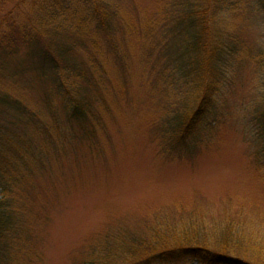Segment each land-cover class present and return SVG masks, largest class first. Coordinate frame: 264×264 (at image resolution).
Returning a JSON list of instances; mask_svg holds the SVG:
<instances>
[{"label": "rangeland", "instance_id": "obj_1", "mask_svg": "<svg viewBox=\"0 0 264 264\" xmlns=\"http://www.w3.org/2000/svg\"><path fill=\"white\" fill-rule=\"evenodd\" d=\"M111 3L110 34L92 28L78 38L64 26L73 60L88 73L91 58L102 62L99 93H83L96 119L87 137L75 130L64 151L51 150L48 171L21 185L31 230L26 261L80 264L108 232L142 233L165 216L172 222L196 216L211 226L230 220L264 250V136L253 119L264 93L261 3L225 0L217 11V30L231 54L211 112L195 129L191 148L179 155L164 149L162 125L184 109L193 91L192 78L181 71L184 62L169 54L182 44L174 32L182 11L176 0ZM5 58L10 70L18 69L27 48ZM5 86L46 127L63 128L66 107L51 80L30 69ZM4 121L24 129L11 115Z\"/></svg>", "mask_w": 264, "mask_h": 264}, {"label": "trees", "instance_id": "obj_2", "mask_svg": "<svg viewBox=\"0 0 264 264\" xmlns=\"http://www.w3.org/2000/svg\"><path fill=\"white\" fill-rule=\"evenodd\" d=\"M224 2L176 0L182 16L174 32L182 44L169 54L184 62L186 70L181 67V71L192 78L193 91L184 97V109L172 112L163 121L162 144L172 154L191 148L194 131L211 112L213 98L225 76L232 46L224 32L217 30L216 23L217 11ZM259 3L264 9V0ZM112 9L111 0H0V264H28L30 257L31 230L26 220L28 208L21 202V185L43 170L48 171L51 150L64 151L71 142L67 136L74 137L75 130L87 137V126L96 119L93 103L83 93H99L97 77H101L102 62L91 58L90 74L84 64L73 60L64 26H71L78 38L92 28L94 32L110 34ZM138 37L139 34L135 38ZM20 47L27 48V58L19 63L16 72L10 70L5 56L15 54ZM30 69L51 80L61 94L66 107L62 129L46 127L38 114L8 92L5 81ZM71 76L82 81L76 83ZM253 111V119L264 136V93L254 103ZM10 115L22 122L24 129L14 127L12 121L6 123L4 116ZM261 155L264 166V148ZM103 237L82 255L80 264H166L187 260L200 264H264L263 247L252 237L243 236L230 220L211 226L196 216L178 222L165 216L150 222L142 233L108 232Z\"/></svg>", "mask_w": 264, "mask_h": 264}]
</instances>
